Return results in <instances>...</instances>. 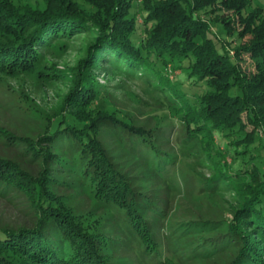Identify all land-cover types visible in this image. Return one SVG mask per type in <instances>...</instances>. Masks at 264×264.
Returning <instances> with one entry per match:
<instances>
[{"label":"trees","instance_id":"16d2710c","mask_svg":"<svg viewBox=\"0 0 264 264\" xmlns=\"http://www.w3.org/2000/svg\"><path fill=\"white\" fill-rule=\"evenodd\" d=\"M139 10L146 15L139 17ZM216 12L224 14L219 22L226 36L219 40L201 18ZM78 36L85 44L77 66L50 74L58 70L47 66L45 55ZM246 54L251 69L243 64ZM101 70L153 85L181 124L179 151L160 150L151 130L104 106ZM1 75L54 77L69 91L44 134L0 128V197L21 194L36 214L34 227L0 223V264H110L101 235L63 202L59 192L70 183L89 186L122 218L142 252L160 255L155 234L162 226L141 208L159 218L169 202H153L117 170L100 139L103 128L139 138L162 175L179 157L210 161L209 192L235 199L233 219L220 230L221 241L236 246L233 264H264L263 6L253 0H0Z\"/></svg>","mask_w":264,"mask_h":264},{"label":"rangeland","instance_id":"374dc122","mask_svg":"<svg viewBox=\"0 0 264 264\" xmlns=\"http://www.w3.org/2000/svg\"><path fill=\"white\" fill-rule=\"evenodd\" d=\"M253 3L264 7V0H253ZM134 11L138 12L137 2ZM145 15L139 10V17ZM223 16V12L201 16L213 26L216 40L226 36L219 22ZM229 38L236 44V37ZM84 44L82 36H78L45 55L47 66L59 71L50 69L48 72L53 75L72 72L84 56ZM243 64L247 69L253 68L247 54ZM181 72L173 71L170 79L180 76ZM97 83L105 107L117 111L129 124L151 130L160 150L179 151L181 124L153 94V85H149L145 77H128L120 72L112 75L101 70L97 73ZM68 91L67 83L56 82L54 77L39 81L36 75H1L0 128L19 136L36 138L44 134ZM100 139L117 170L129 178L133 187L150 196L155 203L169 202V208L159 218L141 208L147 211L143 216L149 217V222L155 221V226H162L160 233L155 234L160 255L152 258L151 253L142 252L144 249L138 238L131 239L122 218L99 201L89 186L81 183L62 186L59 193L64 204L81 218L87 229L101 235L104 254L110 264L234 263L236 246L230 249L228 242L221 241L223 231L220 230L233 219L235 199L230 193L209 192L208 180L214 174L210 161L199 164L197 160L179 157L171 170L168 166L164 168L165 172L166 168L170 170L166 176L159 173L162 165L154 161L139 138L129 137L121 129L103 128ZM35 222V209L26 197L21 194L0 197V223L3 226L34 227Z\"/></svg>","mask_w":264,"mask_h":264}]
</instances>
